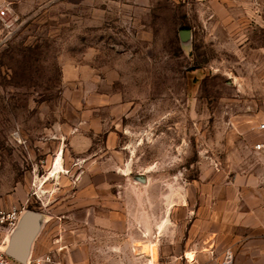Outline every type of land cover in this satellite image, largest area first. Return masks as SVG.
Instances as JSON below:
<instances>
[{"label": "rangeland", "instance_id": "obj_1", "mask_svg": "<svg viewBox=\"0 0 264 264\" xmlns=\"http://www.w3.org/2000/svg\"><path fill=\"white\" fill-rule=\"evenodd\" d=\"M1 8L0 210L42 213L31 264L264 263V0Z\"/></svg>", "mask_w": 264, "mask_h": 264}, {"label": "water", "instance_id": "obj_2", "mask_svg": "<svg viewBox=\"0 0 264 264\" xmlns=\"http://www.w3.org/2000/svg\"><path fill=\"white\" fill-rule=\"evenodd\" d=\"M41 216L42 213L36 210L23 212L6 249L9 255L20 261L28 259Z\"/></svg>", "mask_w": 264, "mask_h": 264}, {"label": "built area", "instance_id": "obj_3", "mask_svg": "<svg viewBox=\"0 0 264 264\" xmlns=\"http://www.w3.org/2000/svg\"><path fill=\"white\" fill-rule=\"evenodd\" d=\"M7 9L1 8L0 14L4 16L6 14ZM259 129L264 131V116L258 124ZM256 147L259 150L264 151V139L257 142ZM23 212L18 210L16 207H13L9 210H0V264H31V260L27 259L26 261H20L11 255H9L6 251L7 248H4V244L6 243V247L9 244L12 233L17 227ZM49 260L52 264H60L59 261L53 260V258L49 257ZM39 263V260H38ZM36 264V263H35Z\"/></svg>", "mask_w": 264, "mask_h": 264}, {"label": "bare ground", "instance_id": "obj_4", "mask_svg": "<svg viewBox=\"0 0 264 264\" xmlns=\"http://www.w3.org/2000/svg\"><path fill=\"white\" fill-rule=\"evenodd\" d=\"M150 248H151V250H152V255L154 256V253H155V247H154V245H152V246H150Z\"/></svg>", "mask_w": 264, "mask_h": 264}, {"label": "crops", "instance_id": "obj_5", "mask_svg": "<svg viewBox=\"0 0 264 264\" xmlns=\"http://www.w3.org/2000/svg\"><path fill=\"white\" fill-rule=\"evenodd\" d=\"M152 245H154V244H151V245H150V244H148V245H147V247H148V248H150V246H152ZM262 264H264V263H262Z\"/></svg>", "mask_w": 264, "mask_h": 264}]
</instances>
